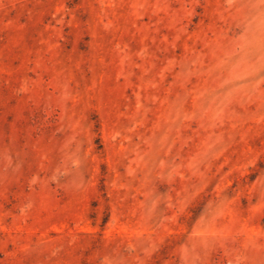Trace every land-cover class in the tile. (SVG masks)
I'll list each match as a JSON object with an SVG mask.
<instances>
[{
  "label": "rangeland",
  "instance_id": "1",
  "mask_svg": "<svg viewBox=\"0 0 264 264\" xmlns=\"http://www.w3.org/2000/svg\"><path fill=\"white\" fill-rule=\"evenodd\" d=\"M0 264H264V0H0Z\"/></svg>",
  "mask_w": 264,
  "mask_h": 264
}]
</instances>
